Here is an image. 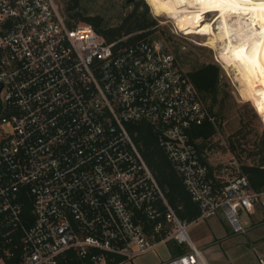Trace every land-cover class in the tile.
<instances>
[{
	"label": "built area",
	"instance_id": "1",
	"mask_svg": "<svg viewBox=\"0 0 264 264\" xmlns=\"http://www.w3.org/2000/svg\"><path fill=\"white\" fill-rule=\"evenodd\" d=\"M205 120L216 124L160 43L108 42L55 0H0V264H55L70 249L82 264H125L170 241L184 251L156 264H209L127 128H152L197 219L246 233L240 213L258 200L264 211V190L244 174L211 182L188 133Z\"/></svg>",
	"mask_w": 264,
	"mask_h": 264
},
{
	"label": "rangeland",
	"instance_id": "2",
	"mask_svg": "<svg viewBox=\"0 0 264 264\" xmlns=\"http://www.w3.org/2000/svg\"><path fill=\"white\" fill-rule=\"evenodd\" d=\"M55 1L62 10V5H65L68 0ZM130 1L79 0L78 6L85 13L101 14L108 22L116 23L121 15L130 10ZM144 1L148 5L150 15L157 22V26L151 34L155 36H153V40L160 43L176 57L184 72L208 61H214L220 66L222 71L221 88L228 95L220 94L219 103L214 106L218 121V123L216 122V133L209 140L204 155L207 163L213 167L215 175L224 180L235 177L241 163H252L250 152L256 150V142L264 134V114L261 112L264 111V86L243 97L239 92L236 70L232 66L224 67L218 58V50L205 43V33L185 32L179 29L168 16L154 15L147 0ZM215 15L214 11L206 12L201 18V26L210 23L213 32H217L215 27L218 23L213 22ZM218 40L223 41L224 44L227 43L226 39L218 38ZM220 44L222 45L219 42ZM238 129L241 131L234 134ZM229 136H232V140L235 142L238 140L241 146L249 147L250 152L240 151L239 148L235 152L231 151L227 143ZM257 209L260 210V208ZM260 215L262 218L264 217L263 214ZM219 217L215 230H213V224L216 223L212 216L211 218H199L186 227L187 235L202 251L206 261L209 264H258L257 256L264 255V252L256 248L253 242L248 243L245 233L237 234L231 231L225 220L221 216ZM262 231L259 230V232ZM175 247L171 242H160L151 250L133 257L125 264H155L167 260L173 255L172 251Z\"/></svg>",
	"mask_w": 264,
	"mask_h": 264
},
{
	"label": "trees",
	"instance_id": "3",
	"mask_svg": "<svg viewBox=\"0 0 264 264\" xmlns=\"http://www.w3.org/2000/svg\"><path fill=\"white\" fill-rule=\"evenodd\" d=\"M78 4L79 0H68L65 5H62V12L66 21L72 27L88 24L108 42L118 41L121 45H128L138 39L153 40L154 35L151 34L154 32L157 22L150 15L148 5L144 0H131L129 3L131 5L130 10L121 15L116 23L108 22L101 14L85 13L79 9ZM165 50L169 52V50ZM174 59L179 66L176 57ZM185 73L196 90L199 100L218 123L214 106L219 103L220 94L228 95L221 88L222 71L220 66L214 61H208ZM216 127V124L205 120L201 124L191 125L188 133L191 141L195 143L201 159L208 167V176L211 182L221 186L224 184L223 179L215 175L213 167L207 163L204 155L209 140L216 133ZM127 128L177 217L185 222L195 221L200 214L199 207L186 190L181 176L158 145L156 134L152 128L144 122H129ZM239 131L241 129L236 130L234 134ZM234 142L232 136H229L227 143L231 151L235 152L239 148L240 151L247 150L250 152L249 147L241 146L238 140L235 144ZM255 149V151L250 152L252 163H241L237 175L244 174L249 182L248 188L255 192H261L264 190V134L258 138ZM170 242L176 246L172 251L173 256L184 251V248H180L175 242ZM17 261L18 254L15 253L14 256L5 258L3 264H17ZM82 261L76 252L70 249L62 253L55 264H82Z\"/></svg>",
	"mask_w": 264,
	"mask_h": 264
},
{
	"label": "bare ground",
	"instance_id": "4",
	"mask_svg": "<svg viewBox=\"0 0 264 264\" xmlns=\"http://www.w3.org/2000/svg\"><path fill=\"white\" fill-rule=\"evenodd\" d=\"M147 2L154 15L168 16L179 29L205 33V43L218 50V58L224 67L232 66L236 70L239 92L243 97L264 86V4L253 2L234 6L198 3L196 0ZM209 11L216 12L213 22L218 23L217 32H213L210 23L201 26L202 16ZM218 38L226 39L227 43ZM240 49L244 51L239 52Z\"/></svg>",
	"mask_w": 264,
	"mask_h": 264
},
{
	"label": "crops",
	"instance_id": "5",
	"mask_svg": "<svg viewBox=\"0 0 264 264\" xmlns=\"http://www.w3.org/2000/svg\"><path fill=\"white\" fill-rule=\"evenodd\" d=\"M259 107H260V105H259ZM261 112H263V114H264L263 110ZM218 177H220V176H218ZM224 181L225 180L223 179V182ZM257 208H260V210H258ZM260 214H263V216H264V211L262 210V208L260 206V202L258 200L254 203L251 211H249V212L242 211L240 213V218L242 216L243 218L241 220L243 222H246L249 226L247 232L245 233V238H246L247 242L248 243L253 242L254 245H256V248H259L262 250V252H264V217L262 218V215H260ZM219 216L220 215L212 216V219L215 220V223H216V224H213V230H215L217 228V224H218V221L220 218ZM213 220H211V221H213ZM191 222H193V221H191ZM259 230H263V231L259 232Z\"/></svg>",
	"mask_w": 264,
	"mask_h": 264
},
{
	"label": "snow or ice",
	"instance_id": "6",
	"mask_svg": "<svg viewBox=\"0 0 264 264\" xmlns=\"http://www.w3.org/2000/svg\"><path fill=\"white\" fill-rule=\"evenodd\" d=\"M179 2L183 3V2H185V0H179ZM196 2H198V3H207V2L223 3V4L234 5V6L242 4V3H253V2H259L261 4H264V0H196ZM243 51H244V49L239 50V52H243Z\"/></svg>",
	"mask_w": 264,
	"mask_h": 264
}]
</instances>
